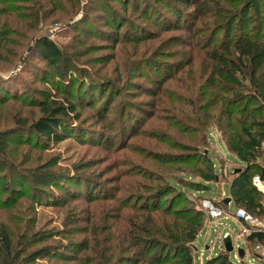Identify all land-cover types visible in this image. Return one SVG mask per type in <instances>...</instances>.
<instances>
[{
	"label": "rangeland",
	"instance_id": "obj_1",
	"mask_svg": "<svg viewBox=\"0 0 264 264\" xmlns=\"http://www.w3.org/2000/svg\"><path fill=\"white\" fill-rule=\"evenodd\" d=\"M120 1H0V40L4 39L0 59V134L7 135L6 138L10 140L6 153L0 154V223L15 234V244H18L24 232L28 236L35 232L41 236L50 233L53 236L51 239L38 243L34 248L51 244L50 247L65 251L67 247L66 252L70 255L79 253L75 242L88 238L91 246L99 244L100 238L107 236L105 229L115 222L119 211L115 207L106 216L102 213V219L94 224L93 215H97L98 220L101 218V209L96 208L93 214L88 215L92 224L87 223L88 203L84 196L81 197V207L77 208L75 204L69 203L68 194L69 190L78 192L88 182L99 184L100 188L93 195L101 194V190L106 189L104 192L111 196L117 194L115 186L128 180L137 182L138 193L147 192L149 185L162 184L161 181H148L134 175L135 179H131L129 175H124L125 172L134 174L139 170L141 174L143 171H153L154 174H164L175 181L177 176L196 180L199 178L190 165L162 164L155 159L156 156L171 158L181 155L177 147L182 142L183 145L189 142L191 136L180 134L176 128L191 132L196 126L176 108L191 110V105L187 102H177L175 105L174 99H171L175 96L191 99V93L184 86L189 82L186 74L189 69L186 67L174 80L163 86L160 84L163 79L161 63L170 64L163 67L164 70L171 67L172 72L181 64L184 65L189 46L185 47L181 40L195 43L193 36L186 31L163 32L161 19L167 17V14L176 18L175 14L169 13L171 9L165 3L156 4L155 0H150L163 13H156L155 10L153 14L150 9V20L145 21L140 15L141 10L129 7L123 11ZM172 1L183 8L177 0ZM144 2L140 0L139 8H143ZM113 22L123 24L118 41L112 38L116 35ZM137 24L145 28L149 39L136 44L131 40L140 28ZM42 36H48L65 49V61L52 67L42 58L36 43V39ZM175 36L182 38L177 39ZM126 61H130L131 66L125 72ZM151 62L160 64H148ZM121 75L124 79L116 83L118 88H122V95L115 97L107 113L113 124L105 125L101 121L103 114L99 111L103 110L110 91H106L103 99L101 92L107 89L109 82L119 80ZM149 91L159 92L157 97H152L147 94ZM46 94L49 96L47 99L44 97ZM52 99H67L77 104L81 119H70V124L75 127L71 129V137H65L62 141L46 140L34 134L29 127L25 131L16 127L19 121L29 125L37 120L42 114L44 101ZM154 99L161 101L158 108L163 110L156 113L159 119H148L143 110L151 112ZM131 115L146 122L138 135L132 133V128L127 132L122 129ZM175 124L177 127H174ZM209 137L210 144L207 143L206 148L215 162L220 180L210 183L211 190L199 194L202 197H195L196 208L205 215L198 240L201 238L202 242H208L207 248L202 243L197 249L194 248L196 264H203L213 254L224 250L222 246L226 232L233 234L235 249L231 256L236 264H264V259L262 262L249 255L258 245L264 246V243L249 245L246 234L242 232V224L232 218V213L237 209L234 203L228 208L221 205L231 215L227 216V220H221L223 225L210 219L201 207L204 198H210L219 205L221 203L218 198L229 197L234 170L241 167V162L224 144L218 129L212 127ZM202 148L200 151L205 152ZM260 161L264 164V155ZM19 179L24 185L18 184ZM132 185L136 186L134 182ZM123 195L124 192H120L117 197ZM57 197L66 199L65 202L61 200V203L66 204L65 207L52 205L57 202ZM108 204L112 207L115 202L110 201ZM108 216H111L109 222ZM108 229L111 232L113 228ZM241 234L245 237H241ZM240 247L249 251L243 260L238 256L237 249ZM0 259L6 260L2 255ZM30 264L78 263L41 257ZM123 264L130 263L124 261Z\"/></svg>",
	"mask_w": 264,
	"mask_h": 264
},
{
	"label": "trees",
	"instance_id": "obj_2",
	"mask_svg": "<svg viewBox=\"0 0 264 264\" xmlns=\"http://www.w3.org/2000/svg\"><path fill=\"white\" fill-rule=\"evenodd\" d=\"M145 1L142 9L139 8V2L133 3L132 0H121L120 3L123 11L129 7L141 10L140 15L145 21L150 20L148 15L150 9L153 14L155 10L156 13H163L157 8V3L167 4L171 9L169 13L175 14L176 18L167 14V17L161 19L160 26L163 32L186 31L195 41L192 43L181 40L185 47L189 46L184 65L181 64L172 72L171 67L167 70L163 67L170 64L161 63L163 79L160 84L163 86L174 80L178 73L184 72L186 67L189 69L186 73L189 82L184 86L191 93V99L185 100L177 96L171 99H174L175 105L177 102L180 104L187 102L191 105V110L182 111L183 108L177 106L176 108L196 126L191 132L176 128L180 134L191 136L189 142L184 145L182 142L177 147L181 150V155L170 156L171 158L156 156L155 159L162 164L190 165L199 176L198 180L177 176L175 181L164 174H154L153 171L147 173L143 171L140 174L138 170L134 174L125 172L124 175H129L131 179H135L132 176L134 175L148 181H161L162 184L149 185L147 192L138 193L137 182L128 180L115 186L117 194L111 196L104 192L106 189L101 190V194L93 195L96 189L100 188L98 183L93 182H88L78 192L69 190V203L75 204L77 208L81 207V197L84 196L87 201V223L92 224L88 215L93 214L94 209H101L99 220L97 215H93V223L97 224L103 217L102 213L106 216L118 207L119 213L115 222L107 226L112 227V231L106 228L107 236L101 237L99 244L93 241L98 248L93 243L91 246L88 238L75 242V248L79 253L74 255L66 252L67 247L62 251V248L50 247L51 244L34 248L38 243L53 237L50 233L41 236L39 232L31 236L24 232L18 244H15L13 239L15 234L0 223V255L6 259L5 261L0 259V264H30L41 257H54L78 264H123L124 261L130 264H196L194 248L203 228L205 215L196 208L195 197H202L199 194L211 190L210 183L220 180L215 162L206 148V144H210L209 135L212 127L221 132L224 144L241 162L240 171L234 173L230 185V197L235 207L244 208L255 217L264 218V196L253 184L256 175L264 181V164L260 161L264 155V0H177L185 9L179 8L172 0L168 2L155 0L156 4L150 0ZM113 23L116 35L112 38L118 41L123 24ZM107 25H110V22H107ZM137 25L140 28L138 27L131 40L136 44L149 39L145 28ZM175 38L179 39L182 36ZM3 40V38L0 40V59ZM36 43L42 58L52 67L66 60L65 49L48 36L37 38ZM154 63L155 66L160 64L157 62L148 64ZM130 66V61H126L125 72ZM122 79L123 75L119 80L109 82L107 89L101 92L103 99L106 91H110L103 110L99 111L101 115L103 114L101 121L105 125L113 124L107 113L115 97L122 95V88H118L116 83ZM158 92L149 91L147 94L157 97ZM44 97L47 99L49 96L46 94ZM153 101L151 104L154 107L151 112L149 110L143 112L148 119L154 117L159 119L156 113L163 110L158 108L161 101L157 102L156 99ZM41 112V116L31 124L19 121L16 127L21 131L29 127L34 134L43 136L46 140L62 141L65 137H71V129L74 126L70 124V119L75 121L81 119L77 104L67 99L45 100ZM145 123L137 116L131 115L122 129L127 132L132 128V133L138 135ZM175 125L174 127H177V124ZM6 136L0 134V154L6 153L9 148L10 140ZM104 137L106 136L102 138ZM201 147L205 152L200 151ZM132 182L136 186H133ZM18 184L24 185L20 179ZM120 192H124V195L119 198L117 195ZM57 198V202H53L52 205L65 207L66 204L61 202H65L66 199ZM110 201L115 202L112 207L108 204ZM183 203L184 205L180 206ZM220 203L227 206L224 201ZM108 217L109 222L111 216ZM246 239L249 245L264 243V232H252ZM203 264L236 263L231 252L224 249L206 259Z\"/></svg>",
	"mask_w": 264,
	"mask_h": 264
},
{
	"label": "built area",
	"instance_id": "obj_3",
	"mask_svg": "<svg viewBox=\"0 0 264 264\" xmlns=\"http://www.w3.org/2000/svg\"><path fill=\"white\" fill-rule=\"evenodd\" d=\"M253 184L262 193H264V181L260 178L259 175H256L253 178ZM221 201H224V199L222 198ZM201 207L206 211L210 219L219 221L222 225L223 223L221 222V220L224 218H228L227 216H231L221 205H218L215 201L210 198H204L201 202ZM232 214V218H234L238 223L242 224V232L246 234V237L252 232H264V220H260L258 217H255L251 213L247 212L244 208H237L235 213ZM226 237H231L233 239V234L231 232H226L224 234V238ZM241 237H245L244 234H241ZM222 247L224 248V245ZM254 255H258L259 257L264 259V246L258 245L256 250L254 251Z\"/></svg>",
	"mask_w": 264,
	"mask_h": 264
},
{
	"label": "water",
	"instance_id": "obj_4",
	"mask_svg": "<svg viewBox=\"0 0 264 264\" xmlns=\"http://www.w3.org/2000/svg\"><path fill=\"white\" fill-rule=\"evenodd\" d=\"M239 171H240V169L234 170L235 173H237ZM217 180H218V178H217ZM231 200H232V198L229 196V197H227V198L224 199V202H225V204H229L231 202ZM195 249H197L196 246H195ZM224 249L227 252L234 251L235 247L233 245V240H232L231 237H226L224 239ZM237 251H238V255H239L240 259H243L245 257V248L240 247V248L237 249Z\"/></svg>",
	"mask_w": 264,
	"mask_h": 264
},
{
	"label": "crops",
	"instance_id": "obj_5",
	"mask_svg": "<svg viewBox=\"0 0 264 264\" xmlns=\"http://www.w3.org/2000/svg\"><path fill=\"white\" fill-rule=\"evenodd\" d=\"M222 158V157H221ZM223 159H225L224 157H223ZM217 200H222V198H218ZM225 203V202H224ZM233 203V201L231 200V202L229 203V205L228 204H226L227 206V208L230 206V204H232ZM220 205V204H219ZM226 220H227V218H226ZM235 220V219H234ZM197 241H198V243L196 244V247L198 248L199 246H201V243L207 248V243L208 242H206V241H204V242H202L201 241V238L198 240L197 239ZM245 256L247 255V254H249V251H247L246 249H245ZM213 255H216V254H213ZM249 255H252L253 256V258H255L256 260H260V261H262L263 262V258H261V257H259L258 255H254V252L251 254H249Z\"/></svg>",
	"mask_w": 264,
	"mask_h": 264
}]
</instances>
